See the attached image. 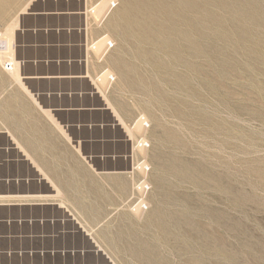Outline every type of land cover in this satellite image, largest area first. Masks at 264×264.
Instances as JSON below:
<instances>
[{
	"label": "rangeland",
	"instance_id": "obj_1",
	"mask_svg": "<svg viewBox=\"0 0 264 264\" xmlns=\"http://www.w3.org/2000/svg\"><path fill=\"white\" fill-rule=\"evenodd\" d=\"M29 1L0 0V40L13 32L18 62L16 76L0 55V111L23 104L29 55L78 60L51 69L77 78L30 85L76 96L33 104L97 110L79 112L90 128L77 131L44 113L50 136L25 143L0 112V194L50 196L0 199V264H264V0H160L144 42L124 0ZM31 24L73 27L36 40L77 46L17 53ZM164 212L177 219L166 235Z\"/></svg>",
	"mask_w": 264,
	"mask_h": 264
},
{
	"label": "crops",
	"instance_id": "obj_2",
	"mask_svg": "<svg viewBox=\"0 0 264 264\" xmlns=\"http://www.w3.org/2000/svg\"><path fill=\"white\" fill-rule=\"evenodd\" d=\"M43 11V10H42ZM32 14V13H31ZM52 13H48L46 11L37 12L38 17L31 18L32 20H39L43 17V15H51ZM65 14V13H64ZM68 14V13H66ZM65 14V15H66ZM19 31V38L16 45V52H32L39 51L43 49H54V48H63V49H72L77 44L74 42L63 41V42H50L48 40H36V36H41L43 39L45 35L48 34H59L69 35L74 34L76 31L73 27L62 26L59 29H55V27H45L40 25H27L21 26ZM16 61V60H15ZM17 62V61H16ZM77 59L70 57H38L37 55H29L27 57H19V80L24 84L25 92L16 94L20 97L22 96L23 104H20L18 108L12 107V109L2 110L3 112V124L2 126L10 128V129H22L23 142H27V137L36 134L42 137H49V127L48 124L51 122L47 118L41 119L39 116H45V114L49 113L53 118L59 116V126L60 127H69L73 131H77L80 128L86 129L90 128V123L85 122L80 124L77 121V116L80 111H90L97 110L96 108L90 107H80L79 105H44L41 101V104L35 105L32 102L31 97L35 99V97L40 96L42 100L46 99H57L60 96H76V93H69L68 91H62L60 89L54 88H45V89H32L30 85L32 84H43L49 86L58 80H66L77 78L78 76L73 75L70 76L68 73H61L56 71H51V69L57 66H65L68 63H76ZM18 63V62H17ZM18 73V69H17ZM68 74V75H67ZM20 81V83H21ZM5 94V93H3ZM29 94V95H28ZM103 109V108H100ZM45 113V114H44ZM43 114V115H42ZM5 115V116H4ZM70 118V119H67ZM51 124V123H50ZM38 127H42L41 132L37 131ZM91 127H99L97 124L91 125ZM34 130V131H33ZM17 134V131H14ZM0 135H7L5 131L0 132ZM20 135V132L19 134ZM3 139V138H2ZM4 144L0 147L1 151L7 149V140H4ZM11 142V140H10ZM6 147V148H5ZM29 158H38L37 156H28ZM27 180V179H26ZM21 181V180H19ZM23 264V263H22ZM31 264V263H30Z\"/></svg>",
	"mask_w": 264,
	"mask_h": 264
},
{
	"label": "bare ground",
	"instance_id": "obj_3",
	"mask_svg": "<svg viewBox=\"0 0 264 264\" xmlns=\"http://www.w3.org/2000/svg\"><path fill=\"white\" fill-rule=\"evenodd\" d=\"M32 1H34V0H30L29 1V3L27 4V5H29ZM172 1V0H171ZM174 1V0H173ZM124 2H125V6H126V9H127V12H129V13H136L137 14V16H138V18H139V21H138V29H139V35L137 34L136 36H138V39H139V41H141V42H144V41H147V39H148V33H149V31H150V29H149V27H148V25H146L145 24V21H143V19H145V18H148L149 19V17L150 16H153V14L155 13V10H157V6H161L160 5V0H124ZM169 2V1H168ZM105 4V3H104ZM165 4V3H164ZM173 4V3H172ZM162 5H163V3H162ZM169 5V4H168ZM166 6V5H165ZM164 6V7H165ZM124 7V6H123ZM162 7V6H161ZM122 9V8H121ZM163 9V8H162ZM159 10V9H158ZM160 11V10H159ZM158 11V12H159ZM50 12V11H49ZM157 12V13H158ZM162 12H163V10H162ZM120 13V12H119ZM123 13V12H122ZM156 13V14H157ZM160 13H161V11H160ZM155 14V15H156ZM100 15V14H99ZM158 15V14H157ZM156 15V16H157ZM160 15V14H159ZM129 16V15H128ZM163 16V15H162ZM164 16H166V15H164ZM158 17V16H157ZM156 18V17H155ZM164 18V17H163ZM165 18H167V17H165ZM161 20H162V18H160ZM168 20V19H167ZM169 20H171V19H169ZM150 21H152V19L151 20H149V23H150ZM160 21V20H159ZM158 21V22H159ZM163 22H164V20H162ZM168 22V21H167ZM170 22V21H169ZM168 22V23H169ZM167 23V24H168ZM172 24V23H171ZM152 27V26H151ZM150 27V28H151ZM170 27H172V26H170ZM165 28V27H164ZM17 29V28H16ZM168 29H169V27H168ZM172 29H173V27H172ZM169 31V30H168ZM159 32V31H158ZM153 33V32H152ZM156 33V32H155ZM164 33V32H163ZM156 35H157V33H156ZM164 35H166V34H164ZM134 39V38H133ZM160 39V38H159ZM158 39V40H159ZM149 40V39H148ZM161 40H162V38H161ZM136 41V40H135ZM164 41V40H163ZM137 42V41H136ZM137 43H139V42H137ZM13 32H11V35H10V37L9 38H7V39H5V40H0V55L1 56H4V55H7V54H9V57L13 54ZM103 44H105V43H103ZM140 44V43H139ZM164 44V43H163ZM141 45V44H140ZM145 45V44H144ZM140 47V46H139ZM143 50V49H142ZM145 52V51H144ZM143 52V53H144ZM147 53V52H146ZM145 53V54H146ZM141 54V53H140ZM147 55V54H146ZM5 57V56H4ZM13 56H11L10 57V59H9V62L8 63H10L11 64V69L10 70H8V69H5L6 71H8L9 73H14L15 75L17 74V69H18V63L12 58ZM145 57V56H144ZM146 58V57H145ZM144 58V59H145ZM148 58V57H147ZM146 60V59H145ZM159 64V63H158ZM3 66L5 67V65L3 64ZM125 69V68H124ZM124 71V70H123ZM126 75V74H125ZM17 76V75H16ZM108 77H110V76H108ZM158 77V76H157ZM19 82V81H18ZM141 82V81H140ZM142 84V83H141ZM144 85V84H143ZM146 86V85H145ZM150 86V85H149ZM149 86H148V88H149ZM146 88V87H145ZM157 88V87H156ZM144 89V88H143ZM145 91H146V89H144ZM148 90H151L150 88L148 89ZM156 90V89H155ZM154 90V91H155ZM149 92V91H148ZM146 93V92H145ZM155 99V98H154ZM116 116V115H115ZM117 121V120H116ZM144 122V120H141V122L140 123H143ZM139 124V123H138ZM119 125V124H118ZM120 125H121V123H120ZM142 126V125H141ZM138 127V126H137ZM148 130V129H147ZM138 132V131H137ZM135 134V133H134ZM145 141V140H144ZM147 141V140H146ZM132 146V145H131ZM134 147V146H133ZM142 149H143V147H141V149H140V151H142ZM24 160H26V161H28L29 162V165L30 166H32V168H34V166H33V161H31V158H29V157H26ZM39 169V168H38ZM134 169V168H133ZM40 170V169H39ZM37 172H38V170H36ZM41 171V170H40ZM142 171H140V173H141ZM116 173V172H115ZM121 173H129V172H121ZM131 173V172H130ZM39 175V174H38ZM42 178V177H41ZM46 179H47V177H46ZM42 180L43 181H45V178H42ZM49 181V180H48ZM46 183H47V181H46ZM49 183V182H48ZM135 188V187H134ZM229 190V189H228ZM140 191V190H139ZM141 192V191H140ZM58 193V192H57ZM59 194V193H58ZM55 195V194H54ZM50 196L49 195H42V194H32L30 191H29V193L28 192H26V193H18V194H16V193H14V192H6L5 194H3V195H1L0 194V199H2V200H4V199H6V200H8V199H17V200H31V199H37V200H43V199H47V198H49ZM10 201V200H9ZM15 202V201H14ZM141 202V201H140ZM143 202V201H142ZM18 203V202H17ZM22 203V202H21ZM20 203V204H21ZM26 203H27V201H26ZM143 203H145V202H143ZM9 204V203H8ZM7 204V205H8ZM16 204V203H15ZM25 204V203H24ZM23 204V205H24ZM147 204V203H146ZM181 204V203H180ZM185 206V205H184ZM136 207H138V211H142L143 210V207H144V205L143 206H141V204L140 203H138L137 205H136ZM182 207H183V205H182ZM171 208V207H170ZM174 208H176V207H174ZM180 208H181V206H180ZM185 210H187V208H185ZM145 211V210H144ZM170 211V210H169ZM237 211V210H236ZM175 212V211H174ZM158 213V212H157ZM164 215H159V217H158V222L159 223H162V224H160V226H159V230L161 231V233H162V235H166L167 233L169 234V232H171L170 231V229H172V228H175L176 229V218H175V216L173 215V214H171V213H168V212H164L163 213ZM158 216V215H157ZM200 217V216H199ZM196 218V217H195ZM201 218V217H200ZM150 219V218H149ZM198 219V218H197ZM179 220V219H178ZM194 220V219H193ZM198 222V221H197ZM196 223V222H195ZM199 223V222H198ZM202 223V222H201ZM204 224V223H203ZM207 224V223H206ZM187 226V225H186ZM202 226V225H201ZM205 226V225H204ZM181 227V226H180ZM188 227V226H187ZM227 227V226H226ZM191 228V227H190ZM193 228V227H192ZM198 228V227H197ZM200 228V227H199ZM207 228V227H206ZM188 229V228H187ZM228 229V228H227ZM177 230V229H176ZM200 231V230H199ZM207 231V230H206ZM205 231V232H206ZM181 232V231H180ZM182 232H184V231H182ZM195 232V231H194ZM208 232V231H207ZM207 232H206V234H207ZM175 233H177V232H175ZM216 233V232H215ZM215 233H213V234H215ZM197 234V233H196ZM203 234H204V232H203ZM212 234V233H211ZM212 234V235H213ZM216 234H218V233H216ZM179 235V234H178ZM195 235V234H194ZM183 236V235H182ZM197 236V235H196ZM219 236V235H218ZM177 237H179V236H177ZM198 237V236H197ZM215 237H217L216 235L213 237V238H215ZM220 237V236H219ZM180 238V237H179ZM195 238V237H194ZM199 238V237H198ZM197 238V239H198ZM196 239V238H195ZM196 239V240H197ZM205 239V238H204ZM208 240L209 239H211V238H207ZM167 240V239H166ZM186 240V239H185ZM216 240H218V238H216L215 239V241ZM219 240H220V238H219ZM181 241V240H180ZM187 241V240H186ZM189 241H190V239H189ZM194 241V240H193ZM192 241V242H193ZM176 241H174V243H175ZM199 242V241H198ZM207 242V241H206ZM206 242H204V243H206ZM213 242V241H212ZM177 243V242H176ZM202 243H203V241H202ZM217 243V242H216ZM227 243V242H226ZM185 244V243H184ZM190 244V243H189ZM196 244H198V243H196ZM208 245H209V243H207ZM215 244V243H214ZM130 245V244H129ZM176 245H178V244H176ZM179 245H180V242H179ZM187 245V244H186ZM191 245H192V243H191ZM217 245V244H216ZM222 245V244H221ZM181 246V245H180ZM195 246V245H194ZM200 246V245H199ZM206 246V245H205ZM219 246V245H218ZM173 247V246H172ZM193 247V246H192ZM196 247V246H195ZM216 247V246H215ZM196 248H198V247H196ZM206 248H208V247H206ZM220 248V247H219ZM172 249H175V247L174 248H172ZM194 249V248H193ZM179 250H180V248H179ZM189 250V249H188ZM195 250V249H194ZM172 251V250H171ZM174 251V250H173ZM183 251V250H182ZM190 251V250H189ZM212 251V250H211ZM217 251H220V250H217ZM195 252H197L196 250H195ZM200 252V251H199ZM206 252V251H205ZM220 253V252H219ZM175 254V253H174ZM177 254V253H176ZM202 254H204V253H202ZM206 254H207V252H206ZM208 254H211V253H208ZM214 254V253H213ZM217 254H218V252H217ZM187 255V254H186ZM189 255V254H188ZM223 255V254H222ZM181 256V255H180ZM211 256V255H210ZM179 257V256H178ZM187 257V256H186ZM202 257V256H201ZM209 257V256H208ZM207 257V258H208ZM213 257H214V255H213ZM219 257H221V256H219ZM212 258V257H211ZM201 259V258H200ZM199 260V259H198ZM209 260H211V259H209ZM182 262H184V261H182ZM186 262V261H185ZM188 262V261H187ZM202 263H203V261H201ZM206 262V261H205ZM204 262V263H205ZM212 262H214V261H212ZM210 263V262H209ZM94 264H101V263H94ZM184 264V263H183ZM187 264V263H186ZM208 264V263H207ZM212 264V263H211Z\"/></svg>",
	"mask_w": 264,
	"mask_h": 264
},
{
	"label": "water",
	"instance_id": "obj_4",
	"mask_svg": "<svg viewBox=\"0 0 264 264\" xmlns=\"http://www.w3.org/2000/svg\"><path fill=\"white\" fill-rule=\"evenodd\" d=\"M60 264H87V263H85V262H75V261H73V262H61Z\"/></svg>",
	"mask_w": 264,
	"mask_h": 264
},
{
	"label": "built area",
	"instance_id": "obj_5",
	"mask_svg": "<svg viewBox=\"0 0 264 264\" xmlns=\"http://www.w3.org/2000/svg\"><path fill=\"white\" fill-rule=\"evenodd\" d=\"M5 68L6 69H8V70H10L11 69V64L10 63H6L5 64ZM9 223V222H8ZM20 223V222H19ZM40 223L42 224V221H40ZM8 255H11V253H7ZM43 253H41V255H42Z\"/></svg>",
	"mask_w": 264,
	"mask_h": 264
}]
</instances>
